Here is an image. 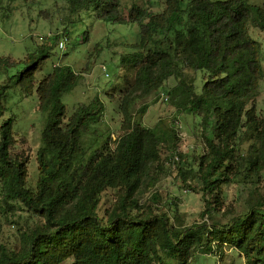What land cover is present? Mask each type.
I'll list each match as a JSON object with an SVG mask.
<instances>
[{
	"label": "trees",
	"instance_id": "obj_1",
	"mask_svg": "<svg viewBox=\"0 0 264 264\" xmlns=\"http://www.w3.org/2000/svg\"><path fill=\"white\" fill-rule=\"evenodd\" d=\"M163 1L162 13L132 9L126 21L116 14L118 0H66L70 28L52 46L41 45L18 63L0 58L6 76L0 86V121L15 85L27 98L38 95L45 120L35 193L27 188V162L12 151L14 117L0 124V208L5 213L20 208L41 221L27 226L19 250L0 245V264H194L198 255L224 248L235 249L246 264H264V198L227 222L184 228L175 227L165 213L143 212L138 201L147 173L159 161V147L177 137L172 124L143 125L146 105L132 113L136 103L161 89L178 116L200 118L207 153L179 175L183 182L192 176L202 184L203 216L210 218L216 210L218 191L229 182L233 164H244L246 178L264 172V116L257 118L255 106L264 79L262 48L249 34L250 26L264 32V6L247 0ZM91 17L139 27L133 52L120 60L134 71L119 106L127 128L111 147L108 141L97 147L108 135L99 95L70 112L64 103L82 81L81 74L70 66H55L37 79L56 42L69 41L70 29ZM188 71L202 73L200 91ZM169 80L175 85L166 90ZM87 137L94 138L89 149ZM107 190L121 194L101 217L98 208Z\"/></svg>",
	"mask_w": 264,
	"mask_h": 264
},
{
	"label": "rangeland",
	"instance_id": "obj_2",
	"mask_svg": "<svg viewBox=\"0 0 264 264\" xmlns=\"http://www.w3.org/2000/svg\"><path fill=\"white\" fill-rule=\"evenodd\" d=\"M247 1L250 5L264 6V0ZM118 3L116 14L126 21L130 13L133 11L135 13L136 9L159 14L166 8L163 0H118ZM68 20L69 5L66 0L0 1V58L18 63L41 45L52 46L53 39L61 36L66 26L70 28ZM70 30L72 35L69 41L65 42V51L59 49L60 42L65 39H59L51 58L37 74L38 82L55 66H70L77 74H81L82 81L65 97L64 103L70 112L77 104L88 103L99 95L106 108L104 123L108 135L97 144V147L103 146L107 141L109 147L114 146L116 139L123 135L127 128L119 106L125 97V89L134 79L132 68L127 65L121 66L120 60L124 55L133 52L131 47L138 40L139 27L131 23L113 25L91 17L78 24L76 30ZM85 31L89 33L86 42ZM249 34L262 48L264 70V32L250 26ZM103 66L107 67L109 77L101 71ZM187 74L196 78L200 91L203 84L202 73L188 71ZM5 78L0 69V86L3 85ZM174 85V80H169L165 89L170 90ZM163 93V89L151 92L132 109L133 113L147 106V112L143 117L145 127L152 128L159 122H164L172 124L177 132L175 143L159 147V161L150 168L141 191L139 190L137 194L142 211L165 213L175 227L184 228L205 221L227 222L230 217L245 213L251 203L263 199L264 172L262 171L259 177L250 175L246 178L244 164L240 166L235 163L232 165L234 172L228 173L229 182L222 184L218 191L216 210L210 218L202 215L206 209L202 184L192 176L186 179L187 183L183 182L179 175L180 169L189 168L191 164L196 167V157L207 153L200 135V118L190 115L178 116L170 102L162 100ZM255 106L256 116L261 119L264 116V79L260 84V94ZM6 108L8 111L0 124L11 116L14 117L15 146L12 151L27 162V188L35 193L39 180L37 152L41 147L45 123L44 116L39 111L38 95L35 93L27 98L21 94L20 87L15 85L8 91ZM93 141V137L85 138L87 149ZM248 147L249 144H245L244 150ZM120 194V191L107 190L101 195L99 216L104 217L106 211H110L116 205ZM153 196H156V199H152ZM1 209L0 245L8 251L19 250L27 226L39 224L41 221L38 218H31L29 213L20 208L7 213ZM64 264H72V261ZM194 264H246V262L235 249L224 248L217 250L213 255H198Z\"/></svg>",
	"mask_w": 264,
	"mask_h": 264
},
{
	"label": "built area",
	"instance_id": "obj_3",
	"mask_svg": "<svg viewBox=\"0 0 264 264\" xmlns=\"http://www.w3.org/2000/svg\"><path fill=\"white\" fill-rule=\"evenodd\" d=\"M65 42H66V40L64 41H61L60 42V44H59V49L61 50V51H65V49H66V44H65ZM101 71L103 72V74L106 76V77H109V75H108V71H107V67H105V66H103V67H101ZM161 98H162V100H164V101H166V102H168L169 101V97L165 94V93H163L162 95H161ZM176 160H178L177 158H176Z\"/></svg>",
	"mask_w": 264,
	"mask_h": 264
}]
</instances>
